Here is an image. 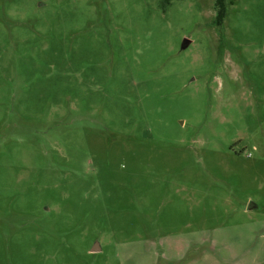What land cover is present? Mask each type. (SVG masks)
Segmentation results:
<instances>
[{
	"label": "rangeland",
	"instance_id": "obj_1",
	"mask_svg": "<svg viewBox=\"0 0 264 264\" xmlns=\"http://www.w3.org/2000/svg\"><path fill=\"white\" fill-rule=\"evenodd\" d=\"M215 18L0 0V264H264V0Z\"/></svg>",
	"mask_w": 264,
	"mask_h": 264
},
{
	"label": "trees",
	"instance_id": "obj_2",
	"mask_svg": "<svg viewBox=\"0 0 264 264\" xmlns=\"http://www.w3.org/2000/svg\"><path fill=\"white\" fill-rule=\"evenodd\" d=\"M171 0H164V4L168 5ZM234 3V0H215V7H216V23L218 25L222 24L226 12H227V6Z\"/></svg>",
	"mask_w": 264,
	"mask_h": 264
},
{
	"label": "water",
	"instance_id": "obj_3",
	"mask_svg": "<svg viewBox=\"0 0 264 264\" xmlns=\"http://www.w3.org/2000/svg\"><path fill=\"white\" fill-rule=\"evenodd\" d=\"M189 43V40L185 39L182 43V46L185 47L187 44ZM250 209L254 208V206H252V204H250ZM94 249V248H93ZM95 250V249H94Z\"/></svg>",
	"mask_w": 264,
	"mask_h": 264
}]
</instances>
